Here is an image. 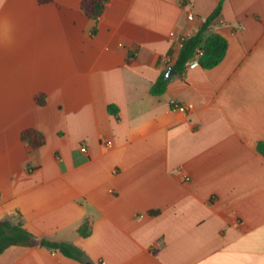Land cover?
<instances>
[{"label": "crops", "instance_id": "obj_1", "mask_svg": "<svg viewBox=\"0 0 264 264\" xmlns=\"http://www.w3.org/2000/svg\"><path fill=\"white\" fill-rule=\"evenodd\" d=\"M80 1L0 0V221L35 242L0 264H264V0ZM220 1L222 60L151 95Z\"/></svg>", "mask_w": 264, "mask_h": 264}, {"label": "trees", "instance_id": "obj_2", "mask_svg": "<svg viewBox=\"0 0 264 264\" xmlns=\"http://www.w3.org/2000/svg\"><path fill=\"white\" fill-rule=\"evenodd\" d=\"M221 1L214 11L205 19L198 31L183 39L173 64V68L177 74H182L185 68L192 62L198 47L202 50L201 55H199L196 60V64L200 67L208 69L217 65L222 60L227 48V41L225 38L217 33H211L204 38V33L209 29L211 22L220 11ZM36 2L38 4H46L51 2V0H36ZM103 8L104 0L80 1L82 13L90 19H96L102 13ZM167 82L168 79L164 77V73L160 74L156 81L150 86V94L153 96L162 94L165 91ZM34 101L36 104L42 105L44 103V95L36 94L34 96ZM20 140L28 147L36 148L44 143V136L41 132L33 128H26L20 132ZM257 148L264 154V143H258ZM79 232L81 235H85L82 229H80ZM34 245L33 235L26 231L21 224H10L6 221H0V254L11 246L32 247ZM39 245L57 251L63 256L73 260L82 261L80 251L70 243L41 239Z\"/></svg>", "mask_w": 264, "mask_h": 264}, {"label": "built area", "instance_id": "obj_3", "mask_svg": "<svg viewBox=\"0 0 264 264\" xmlns=\"http://www.w3.org/2000/svg\"><path fill=\"white\" fill-rule=\"evenodd\" d=\"M201 53H202V50H201L200 47H198V48L196 49L195 56H194V58L192 59V62H191L189 65H195V64H196V60H197L198 56L201 55ZM189 65H188V66H189ZM106 144H109V142L107 141ZM80 151H81V152H85V151H86V148H85L84 146H81V147H80Z\"/></svg>", "mask_w": 264, "mask_h": 264}, {"label": "water", "instance_id": "obj_4", "mask_svg": "<svg viewBox=\"0 0 264 264\" xmlns=\"http://www.w3.org/2000/svg\"><path fill=\"white\" fill-rule=\"evenodd\" d=\"M173 74H175V70L173 69L172 66H169L165 72L164 77L165 78H169L170 76H172ZM85 264H89V262H85Z\"/></svg>", "mask_w": 264, "mask_h": 264}]
</instances>
